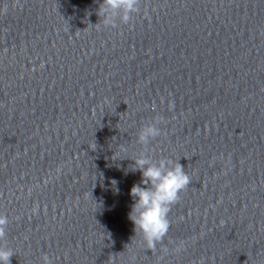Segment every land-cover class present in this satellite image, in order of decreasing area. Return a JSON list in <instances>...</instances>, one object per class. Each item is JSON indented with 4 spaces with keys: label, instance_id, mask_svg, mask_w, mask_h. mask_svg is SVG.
<instances>
[{
    "label": "clouds",
    "instance_id": "obj_1",
    "mask_svg": "<svg viewBox=\"0 0 264 264\" xmlns=\"http://www.w3.org/2000/svg\"><path fill=\"white\" fill-rule=\"evenodd\" d=\"M140 11V0H103L97 9L100 23L107 27H117L119 24H128L133 14ZM107 102V101H105ZM175 107L169 101L168 109ZM161 117H155L151 122L144 124L137 133V142L147 146L150 141L161 135ZM120 152H127V147L119 145ZM113 155H116L114 153ZM123 160V159H121ZM130 166L132 171L141 172V181L130 189V196L134 203L128 214L133 223L135 235L139 233L143 243L149 250L155 249L167 235L170 227L168 214L171 207L179 200V194L191 183L184 167L169 158L153 160L146 153L141 152ZM115 184V181H113ZM38 211V206L33 209ZM9 220L6 215H0V241H6V229ZM15 255L6 242L0 244V264H11ZM42 264H52L47 254L41 257Z\"/></svg>",
    "mask_w": 264,
    "mask_h": 264
}]
</instances>
